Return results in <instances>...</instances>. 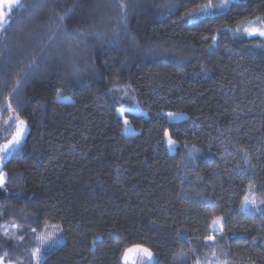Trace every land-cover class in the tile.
Here are the masks:
<instances>
[{
  "label": "trees",
  "instance_id": "trees-1",
  "mask_svg": "<svg viewBox=\"0 0 264 264\" xmlns=\"http://www.w3.org/2000/svg\"><path fill=\"white\" fill-rule=\"evenodd\" d=\"M21 2L24 9L13 7L6 16L11 33L0 32L13 37L0 72V141L13 134L17 116L27 125L1 170L7 188H0L3 261L34 264L30 251L39 235L59 226L63 243L46 253L47 264H123L125 249L134 245L151 249L158 264H177L181 252L195 264L211 256L203 240L211 217L224 215L227 238L215 246L229 250L230 259L250 256L264 264V220L237 213L250 182L264 198V49L255 46L259 37L232 32L264 17V0H242L222 16L193 23L179 18L208 0H173L180 7L172 13L156 7L165 0H140L143 10L129 14L127 35L118 43L92 38L87 47L74 48L71 58L87 60L95 71L89 67L69 89L67 64L53 47L51 70L30 78L17 97L18 74L55 28L50 17L59 20L74 4L42 0L43 8L31 9L33 0ZM106 12L99 21V13L75 7L63 23L69 33L110 32L117 27L116 10ZM21 34L32 44L18 51L15 37ZM69 55L63 52L65 61ZM126 91L134 103L123 105ZM169 112L177 117L169 119ZM125 119L134 129L129 136L123 134ZM165 129L177 140L174 153ZM238 147L248 152L250 166L243 165Z\"/></svg>",
  "mask_w": 264,
  "mask_h": 264
},
{
  "label": "snow or ice",
  "instance_id": "snow-or-ice-1",
  "mask_svg": "<svg viewBox=\"0 0 264 264\" xmlns=\"http://www.w3.org/2000/svg\"><path fill=\"white\" fill-rule=\"evenodd\" d=\"M7 4L9 12L11 9L15 7H19L24 9V4L21 0H0V32L11 33L12 29L8 27V19H6V13L3 11V4ZM183 3V0H181ZM234 4V0H221L219 4L213 2V0H208V3L202 6H198L199 10L195 12H186L184 15L180 16V21H184L186 23H193L195 20L200 19L201 16L205 17H218L226 14V12L231 11L230 5ZM45 5L42 0H33L31 4V9H39L43 8ZM75 7L88 8L90 13H99V21H104L107 18V9H115L116 10V22L117 27L112 28L110 32L100 33L96 31L89 32H77V33H69L67 31L66 26L64 25L65 16H67L71 11L74 10ZM156 7L160 9H166L168 13H172L175 9L180 7V5L173 2V0H165V2L158 4ZM143 10L141 8L140 0H104L102 3H97L94 6L88 5L87 0H74L73 8H70L65 16H61L59 20H53L50 17V23L55 24V28L51 30V34L48 35L47 41L41 43L39 45V50L37 51L35 48L32 49V56L29 60L28 64L25 66L24 70L18 74V78L16 81V87L13 89V92L19 94L20 88L23 87L24 83L27 82L30 78L36 77L38 75H47L51 70L49 67V59L51 57L50 49L56 47L59 49L57 51V56L60 58V62L66 63L67 68L65 71V80L68 82V87L70 89L71 83L73 80H79L82 73L86 72L89 67H92L93 71H95L94 64H90L87 60L83 64H80L75 59H72L71 56L74 54V48H78L80 45H84L87 47V41L92 38L100 39L102 43L107 44H115L118 43L122 34L127 35V21L129 14L134 11ZM28 14H31L28 11ZM96 19L95 16L92 17ZM21 27L18 29L20 33H23V17H20L17 21ZM174 23H178V21H174ZM259 26L249 25L243 27V33L248 37H259V42L255 45L257 48L264 49V18H258L256 22ZM222 31L221 29H217V32ZM227 31H232L231 29H227ZM240 33V26H237L236 32L233 35H237ZM132 41H135V37H129ZM13 37L11 35L0 36V72L5 70L6 62L8 60V51H9V41L12 40ZM207 39V37H205ZM212 43L217 44L216 35H212L211 37ZM15 43L18 51H22L27 49L32 44V37L27 34L17 35L15 37ZM61 45H64L62 48ZM212 45H209L211 47ZM67 51L69 55V59L67 61L64 60L63 52ZM107 63V62H105ZM64 88H57L56 95L57 97H61L63 94ZM64 99H68L64 97ZM123 99V97L121 98ZM7 105V109L12 110V104L8 103L7 98L5 101ZM119 103V101H117ZM0 110H4V106L0 105ZM121 115L124 114L125 109L121 106L119 109ZM169 119H174L177 117L176 113H167ZM129 121L127 119L124 120V124L127 127ZM11 127V125H9ZM26 123L23 119H20L19 116L16 117V131L12 136V139L7 143L0 145V162H2L6 155L10 150H17L21 143L22 137L24 136L26 130ZM7 131V129H5ZM164 138L167 141V145L169 150L173 149L177 145V140L173 139V137L169 134L168 129L164 130ZM237 151L243 153V165L250 166V159L248 152L244 149V147H238ZM231 155V154H230ZM189 156L192 159L195 157L189 153ZM239 168L240 165H237ZM0 188H2L5 192H7L5 178L0 175ZM204 199H208L204 197ZM206 207H212L211 204L206 205ZM237 213L244 214H252L255 218L259 216L261 220H264V198H259L256 195V185L253 183H249L247 186V191L245 192L242 201L240 203L239 208L237 209ZM227 225V218L224 215H213L211 217L210 223L208 224L206 234L203 237L205 245L211 246V256L205 258L203 261L197 259L195 264H256L255 260H252L251 257H246L243 260L241 259H230L231 252L227 249L217 248L216 242L219 239H226L224 236L225 228ZM13 227H18V225H13ZM33 232L36 229H32ZM186 231V230H185ZM59 235V234H58ZM177 237L181 239H187V236L184 232L177 231ZM23 239V237H21ZM62 239V236H61ZM258 239L257 236L252 237V241L256 242ZM95 243V241H93ZM137 251L142 254V258L139 261V264H158L155 260V254L148 247H144L141 245H134L132 248L125 249L122 260L124 264H128L130 259L128 253L131 251ZM261 254H264V247L260 249ZM8 253H5V257ZM186 253H179L177 255V264H187L185 259ZM32 258L36 262V264H47L46 254L41 251L40 247H37L32 251ZM4 257H0V264H3ZM132 264H137L135 259L132 260Z\"/></svg>",
  "mask_w": 264,
  "mask_h": 264
},
{
  "label": "rangeland",
  "instance_id": "rangeland-1",
  "mask_svg": "<svg viewBox=\"0 0 264 264\" xmlns=\"http://www.w3.org/2000/svg\"><path fill=\"white\" fill-rule=\"evenodd\" d=\"M241 1H242V0H234V4H235V3H239V2H241ZM213 2L216 3V4H219V3L221 2V0H213ZM14 7H15V6H14ZM198 10H199V9H198ZM198 10H197V11H198ZM3 11L6 13V16H7V14L9 13V9H8V6H7L6 3L3 4ZM201 18H205V16H201L200 19H201ZM258 18H264V17H258ZM258 18L253 19V20L248 21V22H245V23H243L242 25H239V26H240V33L237 34L238 37L252 38V37H248L246 34L243 33V27H246V26H249V25L259 26V25L256 23L257 20H258ZM198 20H199V19H198ZM195 21H197V20H195ZM236 29H237V28H236ZM236 29L233 30L232 32H233V33L236 32ZM122 97H123V99H122V100H123V101H122L123 105H126L127 103H134V102H135L134 99H133V97H132V95H131V93H130L129 91L124 92V94L122 95ZM14 127H15V129H14V131H13V134H12L9 138H7L6 140H2V141H0V145L5 144V143H7L9 140L12 139V136L14 135V133H15V131H16V122H15V124H14ZM26 133H27V127H26V130H25L24 136L22 137V140H23V138L25 137V134H26ZM133 133H134V129H133L131 126H127V127H125L124 130H123V134H124L125 136H129V135H131V134H133ZM22 140H21V142H22ZM165 143H166V146H167V148H168V145H167V141H166V140H165ZM174 149H175V148L169 150V148H168V150H169L170 153H174V152H175ZM13 151H14V150H10L9 153L6 155L5 159H4L2 162H0V175H1V170H2V166H3V164H4L5 161L9 158L10 154H11ZM58 234H59V235H58ZM62 243H63V238L61 239V228H60L59 226H57V227H53V228H47L46 231H44L41 235H39L38 240H37V243H36V247H35L34 249H36L37 247H40V248H41V251L44 252V253L46 254L49 250H51V249H55V248L59 247ZM34 249H32V251H33ZM32 251H30V258L33 260V258H32ZM140 257H141V254L138 253V254L136 255V257H135V260L137 261ZM32 262H34V264H36V262H35L34 260H33ZM3 264H12V263H10V262L8 263V262H4V261H3Z\"/></svg>",
  "mask_w": 264,
  "mask_h": 264
},
{
  "label": "water",
  "instance_id": "water-1",
  "mask_svg": "<svg viewBox=\"0 0 264 264\" xmlns=\"http://www.w3.org/2000/svg\"><path fill=\"white\" fill-rule=\"evenodd\" d=\"M138 254L137 251L133 250L131 252L128 253L130 259L128 261V264H132V260L135 259L136 255ZM123 261V260H122ZM123 264H124V261H123Z\"/></svg>",
  "mask_w": 264,
  "mask_h": 264
}]
</instances>
